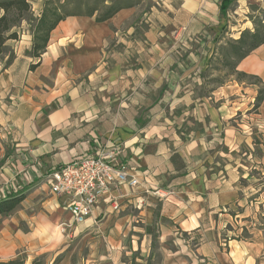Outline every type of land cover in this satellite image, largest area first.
Returning a JSON list of instances; mask_svg holds the SVG:
<instances>
[{
    "label": "crops",
    "instance_id": "obj_1",
    "mask_svg": "<svg viewBox=\"0 0 264 264\" xmlns=\"http://www.w3.org/2000/svg\"><path fill=\"white\" fill-rule=\"evenodd\" d=\"M42 2L31 1L35 15ZM220 2L137 0L101 23L67 17L39 58L27 55L25 22L19 39L6 41L0 197L24 199L1 221L0 263L264 264V228L250 227L247 238L236 229L258 209L240 181L250 167L264 169V98L253 108L264 44L236 66L260 85L232 79L207 91L200 75L224 21ZM112 143L125 146L138 184L111 189L72 224L46 175ZM61 222L70 224L65 233Z\"/></svg>",
    "mask_w": 264,
    "mask_h": 264
},
{
    "label": "trees",
    "instance_id": "obj_2",
    "mask_svg": "<svg viewBox=\"0 0 264 264\" xmlns=\"http://www.w3.org/2000/svg\"><path fill=\"white\" fill-rule=\"evenodd\" d=\"M32 0H0V55L6 52L8 40H18L21 24L25 22L32 36L27 55L39 58L46 49L50 33L67 17H95L98 23L112 18L121 9L131 8L137 0H43L41 10L35 15L31 10ZM234 0H221L220 14L225 16ZM253 29L241 31L236 40L218 45L222 66L230 67L235 80L260 85V80L252 75L236 71L239 61L264 44V22L252 20ZM215 54V52H214ZM12 60L9 55L5 66ZM33 70L34 66H30ZM264 98V87H260L253 108L256 109ZM24 199V194L16 192L0 197V225L4 217L11 214ZM234 214H232L233 216ZM243 238L245 236L241 235ZM0 264H23L16 259ZM33 264H41L38 259Z\"/></svg>",
    "mask_w": 264,
    "mask_h": 264
},
{
    "label": "built area",
    "instance_id": "obj_3",
    "mask_svg": "<svg viewBox=\"0 0 264 264\" xmlns=\"http://www.w3.org/2000/svg\"><path fill=\"white\" fill-rule=\"evenodd\" d=\"M46 177L51 193L66 198L64 209L70 214L72 224L83 223L99 199L111 189L138 184L128 172L122 143L104 145L93 153L54 167ZM69 227L68 222L58 225L61 233ZM226 239L223 237V243Z\"/></svg>",
    "mask_w": 264,
    "mask_h": 264
},
{
    "label": "rangeland",
    "instance_id": "obj_4",
    "mask_svg": "<svg viewBox=\"0 0 264 264\" xmlns=\"http://www.w3.org/2000/svg\"><path fill=\"white\" fill-rule=\"evenodd\" d=\"M149 8L150 4L146 3L142 7V10L144 12L149 11ZM223 17L224 21L218 29L219 33L216 34L214 39V46L212 47L210 45L209 48L207 54L208 58H206L205 63L206 68L200 75L201 79H203L207 85V91H210L218 86H222L232 79L235 80V75L232 74L230 67L222 66L221 55L218 54L217 47L219 43L223 44L227 41L236 40L239 37L241 31L245 29L252 30V20L264 22V0H234V2L230 5L226 15ZM145 26L146 25L143 22L141 27L144 28ZM10 51L6 48L5 55L12 56ZM201 92L204 94V89ZM6 99L8 98L6 97ZM195 127L196 125L193 126V128ZM8 150L5 146H3L4 154L7 153ZM2 164L3 160H0V166ZM246 173V179L240 181V185L245 195V200L247 204L251 205L253 208L258 207L256 211L252 210L248 217L241 219V225L239 227L236 225V229L241 230V235L247 238L250 227H255L257 229L264 228V169L260 166L250 167ZM240 213H242V210L238 208L236 210V214L239 215ZM233 217H236V215H233ZM225 227L229 232L232 231L229 226ZM56 232L58 233L57 229ZM57 260L58 257L53 260L52 264H56Z\"/></svg>",
    "mask_w": 264,
    "mask_h": 264
}]
</instances>
